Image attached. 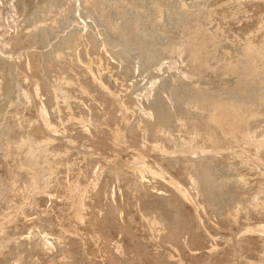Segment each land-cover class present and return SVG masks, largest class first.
Returning <instances> with one entry per match:
<instances>
[{
	"label": "rangeland",
	"instance_id": "obj_1",
	"mask_svg": "<svg viewBox=\"0 0 264 264\" xmlns=\"http://www.w3.org/2000/svg\"><path fill=\"white\" fill-rule=\"evenodd\" d=\"M263 192L264 0H0V264H264Z\"/></svg>",
	"mask_w": 264,
	"mask_h": 264
},
{
	"label": "bare ground",
	"instance_id": "obj_2",
	"mask_svg": "<svg viewBox=\"0 0 264 264\" xmlns=\"http://www.w3.org/2000/svg\"><path fill=\"white\" fill-rule=\"evenodd\" d=\"M243 1H244V0H243ZM243 3H244V2H243ZM243 9H244V8H243ZM244 10H245V9H244ZM232 11H233V10H232ZM43 14H44V13H43ZM44 16H45V15H44ZM43 19H44V18H43ZM103 19H104V18H103ZM154 21H155V20H154ZM191 26H192V25H191ZM201 37H202V36H201ZM67 44H68V43H67ZM68 45H69V44H68ZM244 46H245V45H244ZM61 47H62V46H61ZM245 47H246V46H245ZM249 48H250V45H248V46L246 47V49H249ZM56 49H57V48H56ZM62 49H63V48H62ZM197 50H198V48H197ZM59 51H60V50H59ZM62 53H63V52H62ZM74 54H75V53H74ZM49 55H50V54H49ZM62 57H63V56H62ZM68 57H69V56H68ZM70 57H71V55H70ZM51 58H52V57H51ZM44 59H45V58H44ZM54 59H55V58H54ZM76 59H77V58H76ZM55 60H56V59H55ZM58 60H59V58H58ZM60 60H61V59H60ZM73 61H74V59H73ZM54 62H56V61H54ZM44 63H45V62H44ZM60 63H61V62H60ZM75 63H76V62H75ZM48 64H49V63H48ZM50 65H51V64H50ZM70 65H71V64H70ZM70 65H69V66H70ZM30 67H32V66H30ZM28 68H29V67H28ZM66 68H67V66H66ZM41 69H42V68H41ZM209 71H210V69H209ZM46 72H47V71H46ZM62 74H63V73H62ZM65 75H66V74H65ZM47 77H48V76H47ZM58 77H59V76H58ZM52 78H53V77H52ZM58 79H59V78H58ZM69 79H71V78H69ZM53 80H54V78H53ZM49 82H50V81H49ZM72 82H73V81H72ZM50 83H51V82H50ZM52 84H54V83H52ZM61 86H62V85H61ZM49 87H50V84H49ZM49 87H48V89H49ZM59 87H60V86H59ZM59 89H60V88H59ZM52 90H53V89H52ZM52 90H51V91H52ZM84 92H85V91L82 90V92H81V93H82V96H84L83 94L86 93V92H85V93H84ZM52 93H53V92H52ZM35 95H36V94H35ZM82 96H81V97H82ZM38 102H39V101H38ZM190 103H191V102H190ZM195 103H196V102H195ZM195 103H194V104H195ZM35 104H36V103H35ZM192 104H193V103H192ZM191 106H192V105H191ZM204 107H205V105H204ZM204 107H203V108H204ZM207 109H208V108H207ZM214 109H215V108H214ZM37 110H38V109H37ZM188 110H189V109H188ZM162 111H163V110H162ZM206 111H207V110H206ZM210 111H211V110H210ZM184 112H185V111H184ZM217 112H218V111H217ZM170 114H171V113H170ZM188 114H189V113H188ZM251 114H252V113H251ZM159 115H160V114H159ZM161 115H162V114H161ZM161 115H160V116H161ZM210 115H211V113H210ZM213 115H214V114H212V117H213ZM160 116H159V117H160ZM164 116H165V114H164ZM208 116H209V115H208ZM218 116H219V115H218ZM24 117H25V116H24ZM162 117H163V116H162ZM183 117H185L184 114H183ZM85 118H86V117H85ZM156 118H157V117H156ZM163 118H164V117H163ZM171 118H172V117H171ZM227 118H228V117H227ZM235 118H236V117H235ZM211 119H212V118H211ZM211 119H210V120H211ZM190 120H191V119H190ZM192 120H193V119H192ZM208 120H209V118H208ZM5 121H6V120H5ZM202 121H203V120H202ZM216 121H217V120H216ZM222 121H223V120H222ZM236 121H237V120H236ZM138 122H139V121H138ZM158 122L160 123V121H158ZM158 122H157V123H158ZM161 122H162V121H161ZM207 122H208V121H207ZM7 123H8V122H7ZM113 123H114V122H113ZM142 123H143V122H142ZM203 123H204V122H203ZM211 123H212V122H211ZM154 124H155V123H154ZM166 124H167V122H166ZM179 124H180V122H179ZM197 124H198V123H197ZM209 124H210V123H209ZM209 124H208V125H209ZM226 124H227V123H226ZM25 125H26V124H25ZM148 125H149V124H148ZM148 125H147V126H148ZM229 125H230V124H229ZM94 126H95V125H94ZM153 126H154V125H153ZM160 126H162V125H160ZM164 126H165V125H164ZM111 127H112V126H111ZM96 128H97V127H96ZM148 128H149V127H148ZM173 128H174V126H173ZM94 129H95V128H94ZM94 129H93V130H94ZM132 129H133V128H132ZM158 129H159V128H158ZM160 129H161V128H160ZM194 129H195V128H194ZM97 130H99V129H97ZM133 130H134V129H133ZM133 130H132V133H133ZM154 130H155V129H154ZM188 130H189V128H188ZM28 131H29V130H28ZM138 131H139V130H138ZM159 131H160V130H158V132H159ZM161 131H162V130H161ZM164 131H165V130H164ZM196 131H197V130H196ZM196 131H195V132H196ZM206 131H207V130H206ZM135 132H136V130H135ZM140 132H141V131H140ZM140 132H139V133H140ZM151 132H154V131H151ZM171 132H172V131H171ZM199 132H201V131H199ZM112 133H114V132H112ZM205 133H206V132H205ZM221 133H222V132H221ZM117 134H118V133H117ZM141 134H142V133H141ZM201 134H202V133H201ZM164 135H165V134H164ZM176 135H177V134H176ZM205 135H206V134H205ZM29 137H30V136H29ZM84 137H85V136H84ZM84 137H83V138H84ZM156 137H157V136H156ZM161 137H162V136H161ZM182 137H183V136H182ZM164 138H165V137H164ZM161 139H162V138H161ZM166 139H167V138H166ZM203 139H204V138H203ZM26 141H27V140H26ZM62 141H63V140H62ZM212 141H213V140H212ZM82 142H83V141H82ZM85 142H86V141H85ZM42 143H43V142H42ZM47 143H48V142H47ZM14 144H15V143H14ZM27 144H28V143H27ZM33 144H34V143H33ZM89 144H90V143H89ZM99 144H100V143H99ZM112 144H113V143H112ZM43 145H44V144H43ZM93 145H94V144H93ZM82 146H83V145H82ZM113 146H114V145H113ZM19 147H20V146H19ZM85 147H86V146H85ZM27 148H28V147H27ZM80 148H81V147H80ZM113 148H114V147H113ZM29 149H30V148H29ZM32 150H33V149H32ZM83 150H84V149H83ZM138 150H139V149H138ZM47 151H49V150H47ZM100 151H101V150H100ZM23 152H24V151H23ZM33 152H34V151H33ZM84 153H85V152H84ZM86 153H88V152L86 151ZM93 154H94V153H93ZM22 156H23V155H22ZM25 158H26V157H25ZM93 158H94V157H93ZM87 159H88V158H87ZM59 160H60V159H59ZM88 161H89V160H88ZM123 161H124V160H123ZM45 162L47 163V161H45ZM45 162H44L43 164H45ZM50 163H51V162H50ZM122 163H123V162H122ZM239 163H240V162H239ZM123 164H124V163H123ZM22 165H23V164H22ZM209 165H210V164H209ZM43 166L45 167V166H47V165H43ZM15 167H16V166H15ZM24 167H25V166H24ZM39 168H40V167H39ZM46 168H48V167H45V170H46ZM17 169H18V168H17ZM42 169H43V168H42ZM43 170H44V169H43ZM209 170H210V172H211V169H209ZM222 170H223V169H222ZM38 171H39V170H38ZM56 171H57V170H56ZM56 171H55V172H56ZM218 171H219V170H218ZM63 172H64V171H63ZM58 173H59V172H58ZM58 173H57V174H58ZM60 173H61V172H60ZM218 173H219V172H218ZM218 173H217V174H218ZM80 174H81V173H80ZM45 176H46V175H45ZM216 176H217V175H216ZM242 176H243V175H242ZM35 177H36V176H35ZM234 178H235V177H234ZM56 179H57V178H56ZM34 180H35V179H34ZM57 181H58V180H57ZM59 181H60V180H59ZM61 181H62V180H61ZM174 181H175V179H174ZM33 182H34V181H33ZM170 182H171V181H170ZM214 182H215V181H214ZM241 182H242V181H241ZM137 184H138V183H137ZM170 184H171V183H170ZM212 184H213V183H212ZM240 184H241V183H240ZM33 185H34V184H33ZM173 185H174V184H173ZM168 186H169V185H168ZM170 186H171V185H170ZM77 187H78V186H77ZM165 187H166V186H165ZM27 188H28V187H27ZM255 188H256V187H255ZM70 189H71V188H70ZM173 189H174V186H173ZM77 190H78V189H77ZM170 191H172V190L170 189ZM174 191H176V189H175ZM242 191H243V190H242ZM168 192H169V191H168ZM217 193H219V192H217ZM263 193H264V192H263ZM74 194H75V193H74ZM152 194H153V193H152ZM215 194H216V193H215ZM154 195L160 197L161 193L158 192V193H155ZM162 195H163V194H162ZM184 195H185V194H184ZM223 195H224V194H223ZM178 196H179V195H178ZM178 196H177V197H178ZM217 196H218V195H217ZM243 196H244V195H243ZM218 197H219V196H218ZM67 198H68V197H67ZM162 198H163V197H162ZM259 198H260V197H259ZM77 199H78V197H77ZM166 199H167V198H166ZM182 199H183V198H182ZM190 207H191V206H190ZM262 208H263V207H262ZM94 211H95V210H94ZM96 211H97V210H96ZM25 212H26V211H25ZM260 213H261V212H260ZM79 214H80V213H79ZM225 214H226V213H225ZM235 214H236V213H235ZM261 214H262V213H261ZM7 215H8V214H7ZM92 215H93V214H92ZM228 215H229V213H228ZM228 215H227V216H228ZM258 217H259V216H258ZM4 218H5V217H4ZM114 218H115V217H114ZM172 219H173V218H172ZM8 220H9V219H8ZM118 220H119V219H118ZM160 225H161V224H160ZM161 227H162V226H161ZM242 228H243V227H242ZM2 229H3V228H2ZM155 229H156V227H155ZM172 236H173V235H172ZM113 248H114V247H113ZM177 258H178V257H177ZM176 261H177V260H176ZM101 263H102V262H101ZM114 264H115V263H114Z\"/></svg>",
	"mask_w": 264,
	"mask_h": 264
}]
</instances>
